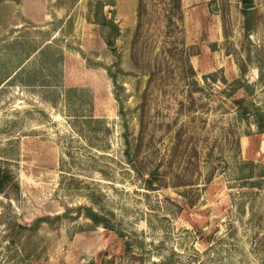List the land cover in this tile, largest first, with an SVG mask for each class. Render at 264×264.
<instances>
[{
	"label": "rangeland",
	"instance_id": "374dc122",
	"mask_svg": "<svg viewBox=\"0 0 264 264\" xmlns=\"http://www.w3.org/2000/svg\"><path fill=\"white\" fill-rule=\"evenodd\" d=\"M46 2L0 0V264H264V0Z\"/></svg>",
	"mask_w": 264,
	"mask_h": 264
},
{
	"label": "crops",
	"instance_id": "0c3cea01",
	"mask_svg": "<svg viewBox=\"0 0 264 264\" xmlns=\"http://www.w3.org/2000/svg\"><path fill=\"white\" fill-rule=\"evenodd\" d=\"M9 2L10 0H5V3ZM16 6L17 11L22 13L24 18L31 21H39L41 19L40 13H47L46 0H20V3ZM44 15L46 17V14Z\"/></svg>",
	"mask_w": 264,
	"mask_h": 264
},
{
	"label": "trees",
	"instance_id": "16d2710c",
	"mask_svg": "<svg viewBox=\"0 0 264 264\" xmlns=\"http://www.w3.org/2000/svg\"><path fill=\"white\" fill-rule=\"evenodd\" d=\"M107 44L110 46L113 45V43L109 40L107 41ZM4 188H5V179L0 170V192H2ZM77 210L78 213H81L83 216L90 219L94 224L102 225L106 228L109 227L108 220L105 217L101 216L99 213H97V211H94L92 207L82 206L79 207Z\"/></svg>",
	"mask_w": 264,
	"mask_h": 264
}]
</instances>
